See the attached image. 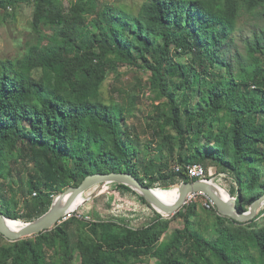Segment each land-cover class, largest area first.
I'll list each match as a JSON object with an SVG mask.
<instances>
[{
    "label": "trees",
    "instance_id": "obj_1",
    "mask_svg": "<svg viewBox=\"0 0 264 264\" xmlns=\"http://www.w3.org/2000/svg\"><path fill=\"white\" fill-rule=\"evenodd\" d=\"M23 4L33 6V26L50 34L23 56L0 57L7 225L41 216L57 193L95 172H132L167 189L197 179L186 165L202 163L232 179L241 211L264 194V25L243 52L235 38L240 18L264 22V0H145L136 13L107 0H0L6 11ZM122 64L150 72L159 101L150 135L128 123L125 105L103 97ZM112 186L153 207L130 186ZM193 206L175 214L184 226L167 238L170 219L155 209L141 227L73 214L34 238L0 233V264H74L77 255L81 264H148L152 256L157 264H264V205L246 222L214 205L212 239L193 226Z\"/></svg>",
    "mask_w": 264,
    "mask_h": 264
},
{
    "label": "rangeland",
    "instance_id": "obj_2",
    "mask_svg": "<svg viewBox=\"0 0 264 264\" xmlns=\"http://www.w3.org/2000/svg\"><path fill=\"white\" fill-rule=\"evenodd\" d=\"M62 1L69 4L72 0ZM107 1L121 5L128 11L136 13L145 0ZM261 25H264V22L258 21L253 16L240 18L235 38L241 52L245 50V38L249 37L253 30ZM49 34L50 31L47 27L35 28L33 26V6L31 4H23L14 9L9 7L7 11L0 8V57L8 59L23 56L32 45H45L47 42L46 36ZM149 76V71L130 64H122L119 71L111 73L103 85V97L107 101L119 102L125 105L128 108V123L135 126L143 136L152 134L148 122L151 119L150 116L154 114L153 104L159 102L154 101L153 94L150 93ZM208 175L222 187L225 194L229 195L230 188L233 185L232 179H229L225 173L220 172L215 166L209 167ZM179 185L180 183L172 184L166 189L158 184L157 187L159 188L155 190L165 199L174 200L179 193ZM83 196L81 199H84V201L74 212L78 217V214H82L84 218L87 215L92 220H115L121 224L141 227L150 223L153 216H155L154 207L151 208L127 190L113 188L112 182L97 184L88 189ZM208 203L209 198L207 195L197 193L192 198H188L186 204L176 213L178 214L181 210L185 211L187 206L194 205L195 214L191 217L193 226L206 238L212 239L217 236V219L215 208L209 206ZM155 210L165 218L170 219V228L165 233L166 238L174 228L184 226V219L176 216V213L169 216L157 209ZM257 220L264 222V214L258 217ZM28 237L34 238L35 235ZM159 260L157 256H152L146 262L157 264ZM74 264H81L80 256H76Z\"/></svg>",
    "mask_w": 264,
    "mask_h": 264
},
{
    "label": "water",
    "instance_id": "obj_3",
    "mask_svg": "<svg viewBox=\"0 0 264 264\" xmlns=\"http://www.w3.org/2000/svg\"><path fill=\"white\" fill-rule=\"evenodd\" d=\"M105 182H119L130 186L139 194L143 195L146 200L158 211L166 215H173L182 208L188 201V198L195 193L207 195L215 204L220 214L246 222L256 217L260 208L264 205V194L256 198L247 211H241L238 205V197L229 193L228 197L222 195L219 185L212 179H195L183 181L180 183L178 190L179 196L172 204L165 202L158 196L153 187L142 182L132 172L127 171H110L95 172L87 175L79 185H71L62 192L56 194L53 198L50 208L41 216L24 224L17 230L7 225L8 218L0 210V233L12 241L20 240L28 236L37 235L41 232L50 230L56 224L65 218L68 214L75 211L79 206H75L77 199L91 187Z\"/></svg>",
    "mask_w": 264,
    "mask_h": 264
},
{
    "label": "built area",
    "instance_id": "obj_4",
    "mask_svg": "<svg viewBox=\"0 0 264 264\" xmlns=\"http://www.w3.org/2000/svg\"><path fill=\"white\" fill-rule=\"evenodd\" d=\"M181 167L177 166L176 169L179 170ZM186 170L188 172V174L190 175V177H194V178H198V179H211V177H209L208 172L205 169V166L202 163H192V164H187L186 165ZM195 194H192L190 198H192ZM205 195V194H204ZM206 196V195H205ZM208 197V196H207ZM209 198V197H208ZM209 206H214V202L209 198ZM75 211L71 212L70 214H68L65 218H63L60 222L66 220L67 218L71 217ZM79 217H84L82 216V214H78ZM86 219H90L89 216H86Z\"/></svg>",
    "mask_w": 264,
    "mask_h": 264
},
{
    "label": "bare ground",
    "instance_id": "obj_5",
    "mask_svg": "<svg viewBox=\"0 0 264 264\" xmlns=\"http://www.w3.org/2000/svg\"><path fill=\"white\" fill-rule=\"evenodd\" d=\"M153 189H154V188H153ZM219 190H220V192L222 193L223 196H225V197H228V196H229V195H227V194H225V193L223 192V189H222L221 186H219ZM154 191H155V193H156L158 196H160L165 202H167V203H169V204L174 203V202L176 201V199L178 198V196H179V193H178L177 197H176L174 200H167V199H165L161 194H159L155 189H154ZM81 197H82V196H81ZM81 197H79V198L77 199V201H76V203H75V206L80 205V204L84 201V199H81ZM79 199H80V201H79ZM8 226H10L11 228L17 230V229H19L22 225H20V226H12V225H8Z\"/></svg>",
    "mask_w": 264,
    "mask_h": 264
}]
</instances>
